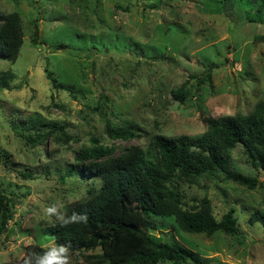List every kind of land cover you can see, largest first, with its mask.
Instances as JSON below:
<instances>
[{
    "label": "rangeland",
    "instance_id": "rangeland-1",
    "mask_svg": "<svg viewBox=\"0 0 264 264\" xmlns=\"http://www.w3.org/2000/svg\"><path fill=\"white\" fill-rule=\"evenodd\" d=\"M14 13L22 43L14 61L0 56V78L12 76L0 82V196L8 207L0 264H18L30 244L55 242L46 206L66 212L94 194L99 180L86 169L65 175L76 151L94 144L119 156L145 150L154 135L197 137L222 117H264V0H0V15ZM45 70L72 93L54 88ZM107 123L139 138L112 140ZM29 126L46 141L26 144ZM229 164L255 186L220 176L174 177L173 185L187 209L205 199L217 221L234 210L238 234H189L151 214L145 233L197 252L204 264H264V170L238 145ZM99 256L98 248L77 251L71 264Z\"/></svg>",
    "mask_w": 264,
    "mask_h": 264
},
{
    "label": "trees",
    "instance_id": "trees-1",
    "mask_svg": "<svg viewBox=\"0 0 264 264\" xmlns=\"http://www.w3.org/2000/svg\"><path fill=\"white\" fill-rule=\"evenodd\" d=\"M34 26V35H37ZM21 24L17 14L0 15V56L14 61L22 43ZM34 44L35 39L32 40ZM67 48L59 46L57 49ZM46 78L54 88L71 89L55 85L51 74ZM12 76L0 78L1 84ZM173 98L182 102L186 94L173 92ZM57 126H53L55 128ZM27 127L26 144H42L47 133ZM60 129V127H58ZM105 134L112 140L128 141L139 138L137 132L126 127L107 123ZM241 146L253 164L264 170V117L261 111L250 116L222 117L210 124L209 130L197 137L167 138L152 136L143 150L132 148L119 156L107 146L92 145L73 154V164L66 167L65 175L77 176L86 169L99 180L94 194L70 206L66 213L86 212L87 224L62 227L59 222L47 229L46 234L58 244L71 242V254L98 248L97 261L85 264H204L197 252L175 242L159 243L145 232L152 228L148 215L172 217L183 232L211 236L216 232L238 234L234 210H229L220 220L212 216L208 201L203 199L191 209L184 204V196L174 187L173 179L188 180L192 177H222L224 180L253 188L255 182L231 169L229 152ZM26 176V174H22ZM0 220L4 227L8 221V207L0 196ZM39 244L25 247L18 264L27 252L42 253Z\"/></svg>",
    "mask_w": 264,
    "mask_h": 264
},
{
    "label": "clouds",
    "instance_id": "clouds-1",
    "mask_svg": "<svg viewBox=\"0 0 264 264\" xmlns=\"http://www.w3.org/2000/svg\"><path fill=\"white\" fill-rule=\"evenodd\" d=\"M43 215L49 219L55 218L62 227L72 224H87L89 216L86 212L73 211L71 215L61 211L56 204H50L43 209ZM71 242L58 244L57 242L46 243L42 253L27 252L22 264H71Z\"/></svg>",
    "mask_w": 264,
    "mask_h": 264
}]
</instances>
